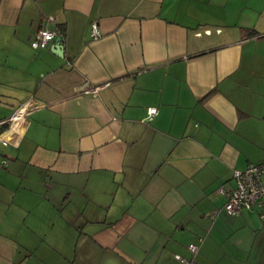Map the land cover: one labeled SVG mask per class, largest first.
<instances>
[{"label":"crops","instance_id":"crops-1","mask_svg":"<svg viewBox=\"0 0 264 264\" xmlns=\"http://www.w3.org/2000/svg\"><path fill=\"white\" fill-rule=\"evenodd\" d=\"M27 103L0 264H264V197L219 190L264 159V0H0V121Z\"/></svg>","mask_w":264,"mask_h":264},{"label":"built area","instance_id":"built-area-1","mask_svg":"<svg viewBox=\"0 0 264 264\" xmlns=\"http://www.w3.org/2000/svg\"><path fill=\"white\" fill-rule=\"evenodd\" d=\"M90 31L92 38H98L101 35L98 24L95 21L91 23ZM57 37L58 35L55 30L41 27L33 34L30 45L33 48L43 47L55 41V39H59ZM96 88L94 87L93 89L95 90ZM28 106V103L19 106L15 114L8 120V127L0 131L1 144H11L14 147H18L21 131L25 123V112ZM155 113L156 107L148 108L150 117ZM8 121H0V125H4ZM8 132L10 134L6 135ZM233 175L236 179L234 189L225 190L223 187L219 188L220 192L226 195L224 207L230 215L237 213L240 208L249 209L254 207L264 197V159L256 163H251L243 169H234ZM188 248L190 251L195 252L197 245L190 243ZM179 259L183 264H190V261L183 257L179 256Z\"/></svg>","mask_w":264,"mask_h":264},{"label":"rangeland","instance_id":"rangeland-1","mask_svg":"<svg viewBox=\"0 0 264 264\" xmlns=\"http://www.w3.org/2000/svg\"><path fill=\"white\" fill-rule=\"evenodd\" d=\"M3 145L0 143V148ZM9 159H2L1 161V165H6V163L8 162ZM15 161V160H14ZM11 161V162H14ZM30 172L28 170L25 171H21L20 176H23L25 178L22 179V177L16 175V176H10V178H14L18 181H22L19 182L21 184L20 189H17L16 187H10V186H0V228H3L2 230H5L7 228H12L11 226L13 225L14 227L17 225V223H13V221H10L9 223H5L6 222V217L4 215L5 211H9V216L12 215V209H15L17 207L16 204H20V207L17 209L18 212L21 211L22 208V203L26 202L27 204H32L31 200L27 201L24 196L26 194H29V189H25L24 187H29L30 185V181L28 178H26V175L29 174ZM24 183H26V186L24 185ZM24 186V187H23ZM11 190L16 192V195H14L15 193H13ZM36 190L38 191V193H42L43 190L42 188H36ZM34 191V190H33ZM1 232V231H0ZM0 238H2V236L0 235Z\"/></svg>","mask_w":264,"mask_h":264},{"label":"water","instance_id":"water-1","mask_svg":"<svg viewBox=\"0 0 264 264\" xmlns=\"http://www.w3.org/2000/svg\"><path fill=\"white\" fill-rule=\"evenodd\" d=\"M58 41L59 39H56V42L53 44V49L57 54H60V52H63V48Z\"/></svg>","mask_w":264,"mask_h":264},{"label":"trees","instance_id":"trees-1","mask_svg":"<svg viewBox=\"0 0 264 264\" xmlns=\"http://www.w3.org/2000/svg\"><path fill=\"white\" fill-rule=\"evenodd\" d=\"M233 177H234V186H233L231 189H234L235 184H236L235 176L233 175ZM231 189H228V190H231ZM225 190H226V189H225ZM223 195H224V197H225V202H226V195H225L224 193H223ZM225 202H224V204H225ZM252 208H253V207H252ZM252 208H249V209H247V210H250V209H252ZM223 209H224V211L226 212L224 205H223ZM242 209H245V208H240V209L238 210V212L241 211ZM238 212H237V213H238ZM237 213H235V214H237ZM226 214H228V213L226 212ZM228 215H230V214H228ZM231 215H234V214H231ZM262 215H264V214H262Z\"/></svg>","mask_w":264,"mask_h":264}]
</instances>
